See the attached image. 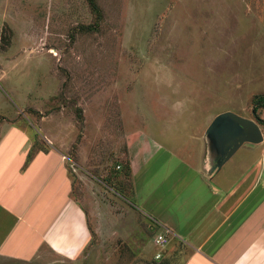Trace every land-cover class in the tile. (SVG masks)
Instances as JSON below:
<instances>
[{"label": "rangeland", "instance_id": "374dc122", "mask_svg": "<svg viewBox=\"0 0 264 264\" xmlns=\"http://www.w3.org/2000/svg\"><path fill=\"white\" fill-rule=\"evenodd\" d=\"M94 1L97 11L90 0H0V118L62 119L55 131L82 173L76 195L97 216L90 245L62 264H134L114 222L111 238L99 235V215L123 210L116 203L132 192L127 166L143 137L173 132L160 139L179 146L178 133L201 135L222 112L256 120L264 0ZM25 99L39 109H24Z\"/></svg>", "mask_w": 264, "mask_h": 264}, {"label": "crops", "instance_id": "0c3cea01", "mask_svg": "<svg viewBox=\"0 0 264 264\" xmlns=\"http://www.w3.org/2000/svg\"><path fill=\"white\" fill-rule=\"evenodd\" d=\"M30 101L22 107L39 109ZM61 120L0 118V264L77 261L92 242L96 209L76 195L81 169L69 156L70 139L55 131ZM207 126L185 141L178 133L179 146L160 139L173 132L143 137L130 155L132 192L117 201L122 211L99 215L98 228L108 240L114 222L116 245L135 252L134 264H264L262 144H243L210 172ZM161 233L169 237L164 247L154 239Z\"/></svg>", "mask_w": 264, "mask_h": 264}, {"label": "water", "instance_id": "95a60500", "mask_svg": "<svg viewBox=\"0 0 264 264\" xmlns=\"http://www.w3.org/2000/svg\"><path fill=\"white\" fill-rule=\"evenodd\" d=\"M207 150L212 168H221L245 143L258 144L264 141V132L259 123L235 112L218 114L206 130Z\"/></svg>", "mask_w": 264, "mask_h": 264}, {"label": "trees", "instance_id": "16d2710c", "mask_svg": "<svg viewBox=\"0 0 264 264\" xmlns=\"http://www.w3.org/2000/svg\"><path fill=\"white\" fill-rule=\"evenodd\" d=\"M90 3L92 4L93 8L97 11L98 7H97L95 1L94 0H90ZM254 104H255V106H254V116L256 118V121L260 125L264 126V119L258 114V111H257L258 107H263L264 106V96H260L259 98H255L254 99ZM127 174L128 175L131 174V165H130V163L127 166Z\"/></svg>", "mask_w": 264, "mask_h": 264}, {"label": "built area", "instance_id": "2783aa9c", "mask_svg": "<svg viewBox=\"0 0 264 264\" xmlns=\"http://www.w3.org/2000/svg\"><path fill=\"white\" fill-rule=\"evenodd\" d=\"M121 166H118V168H120ZM169 242V237L166 234H158L155 238V243L160 246V247H164L167 243ZM162 256L161 253L157 254V258H160Z\"/></svg>", "mask_w": 264, "mask_h": 264}]
</instances>
